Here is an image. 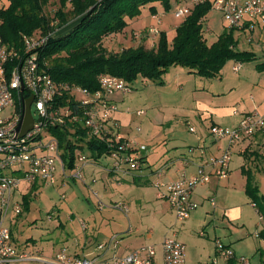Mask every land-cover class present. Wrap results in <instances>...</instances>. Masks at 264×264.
Here are the masks:
<instances>
[{
  "label": "rangeland",
  "instance_id": "obj_1",
  "mask_svg": "<svg viewBox=\"0 0 264 264\" xmlns=\"http://www.w3.org/2000/svg\"><path fill=\"white\" fill-rule=\"evenodd\" d=\"M8 2L0 0V8L6 7ZM178 6L175 0L169 12L159 6L157 17L151 14L150 6L144 7L142 15L129 22L126 32L105 38L103 45L110 53H121L131 47H143L151 51L159 39V34H152V29L158 33L166 32L171 41L177 27L184 21V18L175 15ZM59 8L60 0H52L43 9V15L54 29L50 35L56 37L68 32L70 24L78 18L69 4L65 20L70 26L61 30L62 22L55 17ZM204 29L207 42L213 43L227 29V23L220 12L211 10L204 20ZM253 35L241 34L238 49L263 57L264 42H259L258 36ZM248 37L253 38V42ZM261 59L244 63L238 73L234 71V66L238 64L228 61L220 76L214 79L199 77L181 67L165 74L161 85L139 78L134 82L131 92L123 96L122 124L129 123L130 131L135 134L138 128L141 129L137 135L138 140L148 146V154L153 153L150 161L159 164L156 167L161 166L163 160H168V153L178 150L175 146L186 149L184 146L192 145L188 150L191 153L195 151L194 156L198 157L202 152L198 138L207 128H233V111L250 108L252 94L255 96V106L264 103V68L256 69ZM32 110L35 112L34 107ZM139 111L143 114L138 115ZM213 120L217 125L213 124ZM191 128L196 132H192ZM227 144V140L219 143L224 151ZM238 149V144L232 148L235 154L230 165V179L223 180L217 192L215 183L221 179L216 176L211 177L208 186L197 187L198 195L205 199L195 201L198 207L186 222L176 219L169 211V205L157 199L156 191L151 186L138 187L114 181L110 185L113 194L107 196L101 173L98 170L94 173L92 166L83 172L84 181L72 177L63 178L58 172L55 186L34 188L38 195L32 193L23 196L25 187L22 186L14 197L15 201L23 202L22 213L11 211L8 218L14 243L35 255L52 259L60 249L73 251L75 247L88 244L90 238L98 242L115 233L121 234L122 249L129 245L135 247L146 244L150 231L155 239H160L167 227L173 225L178 239L186 244L187 264H214L215 260L217 264H234L219 256L217 242L227 247L230 245L229 248L234 250L237 257H245L250 264H264V240L258 235L264 229V222L260 220V215L244 190L241 168L245 162L236 153ZM83 152L93 159L88 149ZM222 154L213 155L205 162ZM257 155L255 163L249 164V170L264 178V162ZM101 161L103 165L110 164L108 158ZM263 178H258L260 194H264ZM94 179L98 180L96 185L92 184ZM209 186L211 189H208ZM94 190L99 192L98 196L93 194ZM211 191L215 192L213 197L216 207L208 199ZM118 205L126 206L128 214L121 211ZM82 225H85V229Z\"/></svg>",
  "mask_w": 264,
  "mask_h": 264
},
{
  "label": "built area",
  "instance_id": "obj_2",
  "mask_svg": "<svg viewBox=\"0 0 264 264\" xmlns=\"http://www.w3.org/2000/svg\"><path fill=\"white\" fill-rule=\"evenodd\" d=\"M204 4H210L212 10L223 15L228 30L250 36L257 29H264V0H188L178 6L175 15L185 19L195 7ZM151 32L158 34L154 29ZM47 40V37L41 36L25 37L24 48L18 52L11 49L0 37V264H187L186 245L176 236H168L161 243V259L158 257L156 245H143L126 255H119L118 249L122 240L117 234L98 245L99 254L77 256L64 249L52 259L35 255L14 243L8 218L11 211L22 213L23 202L14 200L22 186L25 187L23 196L32 193L38 195L37 191H33L34 187L55 186L58 172L63 178L72 177L84 181V168L103 158L110 159L105 170L118 181L149 168L147 145L126 136L115 118L120 108L113 97L117 94L127 95L133 89V84L103 74L99 78L100 90L96 92L79 86L57 85L39 63L37 49L45 46ZM248 40L251 41L252 38L248 37ZM240 69L241 65L234 68L235 72ZM65 93L74 97L77 103L75 108L55 105V100L62 98ZM32 96L35 124L32 130L21 137L25 101ZM142 114L143 112H138V115ZM69 123L85 130L84 145L93 141L105 148L99 160L91 159L82 150H77L75 167L70 174L63 159L64 149L52 132L53 128L64 129ZM140 131L138 128L137 132ZM191 131L194 132V129ZM71 132L75 135V140L81 139L77 135V129H72ZM210 132L217 141L227 140L228 149L222 156L209 159L195 173L184 172L179 179L172 182L163 180L169 169L167 165L154 172L157 179L154 186L158 198L169 204L180 222L190 219L198 207L193 199L197 187L207 185L212 176L219 179L229 177L231 147L260 139L261 142H257L258 147L264 154V114L257 110L244 114L236 127L213 126ZM97 183L96 179L92 181L94 185ZM93 194L99 195L95 190ZM211 202L214 205V199ZM253 206L256 208L255 204ZM118 208L128 214L126 206L118 205ZM82 226L85 229V225ZM216 249L225 261L235 259L239 264H250L248 259L237 257L233 249L221 242H217ZM108 252L112 253L109 257L106 256ZM217 263L215 260L214 264Z\"/></svg>",
  "mask_w": 264,
  "mask_h": 264
},
{
  "label": "trees",
  "instance_id": "obj_3",
  "mask_svg": "<svg viewBox=\"0 0 264 264\" xmlns=\"http://www.w3.org/2000/svg\"><path fill=\"white\" fill-rule=\"evenodd\" d=\"M51 1L9 0L6 7L0 8V37L18 52L24 48L25 37H47V44L37 49L39 63L57 85L79 86L96 92L100 90L99 78L103 74L121 78L129 84L142 78L161 85L164 83L163 76L173 67L214 79L220 76L228 61L244 64L255 60L254 53L238 49L239 40L235 31L226 29L215 42H207L204 20L212 10L210 4L195 7L177 27L171 41L166 32L158 33V43L151 51L131 47L121 53H110L103 45L105 38L124 33L129 22L140 17L146 6H150L153 16L158 15L159 6L165 12L171 11L173 0H60L55 17L62 22L61 30L71 27L59 37L50 35L54 29L43 15L44 7ZM175 1L180 5L188 0ZM69 4L78 17L70 25L65 20ZM62 53L65 55L62 56ZM55 105L75 108L77 103L70 93H65L55 100ZM72 129H77L80 140L73 138ZM52 132L64 149L63 159L70 170L75 167L77 150L84 151L87 147L95 160H99L105 152V148L96 142L84 145L86 132L78 125L69 123L64 129L53 128ZM243 174L247 179L245 192L264 222V194H260L251 171L244 170ZM259 237L264 240V229Z\"/></svg>",
  "mask_w": 264,
  "mask_h": 264
},
{
  "label": "crops",
  "instance_id": "obj_4",
  "mask_svg": "<svg viewBox=\"0 0 264 264\" xmlns=\"http://www.w3.org/2000/svg\"><path fill=\"white\" fill-rule=\"evenodd\" d=\"M157 17V16H155ZM126 32V31H125ZM257 31H255V35L258 36L257 40L259 42H264V29H259L258 30V33H256ZM241 34L243 33H235V36L238 38V40H240V37H241ZM254 36V35H253ZM252 40H254L252 38ZM251 40V41H252ZM256 41V40H255ZM253 42V41H252ZM254 53V52H252ZM255 54V60L258 59V58H262V62L257 64L256 66V69L258 70H261L264 68V55L263 57L262 56H258L256 53ZM237 63V62H236ZM238 65H241V69H242V66L244 64H240V63H237ZM237 66V65H236ZM234 66V68L236 67ZM176 68H179V67H173L171 69H176ZM170 69V70H171ZM241 69L238 71L240 72ZM177 70V69H176ZM235 71V70H234ZM170 72V71H169ZM236 72V73H238ZM167 75V74H166ZM113 99L117 102V104L119 105V108H120V111L115 115V118L116 120L119 122V124L121 125V129L123 131V133L128 136V137H132V138H136L137 140L139 139L138 138V134L140 132H137L136 134L133 132V131H130V128L128 127V124H122L124 123V119L121 118V116L124 114V111H122V105L124 103V99H123V95H120V94H117L113 97ZM250 99H251V106L250 108H244L243 110H239V109H235L233 111V116L235 118V122L232 124L233 127H236L239 122L241 121L242 117L244 114L246 113H249V112H252L254 110H257L259 111L260 113L264 114V103H258L256 106H255V96L252 94L250 96ZM241 109V108H240ZM127 123V122H126ZM213 124L214 125H217L216 122L213 120ZM212 127L210 128H207L206 129V132L198 138V141H199V144L201 143L202 145L199 146V147H202V152H201V155L200 156H194V153H191L190 150H188V148H191L192 145H189V146H184L186 149H182L180 148L179 146H175L176 149H178L176 152H171V153H168V160H163L161 166L159 167H156L157 163L155 164H152V162L150 161V156L153 154V153H149L148 154V158H147V162H148V165H149V168L141 173H135L132 177H125L123 180L120 181V184L122 183H129V184H133L135 186H138V187H142V186H151L152 188L155 189L156 191V197L158 200H161V201H164L166 202L165 200H162V199H159L158 198V192H157V189L155 188L154 184L156 182V177L154 176V172L158 169H160L161 167L167 165L168 166V171L165 173L164 175V181L165 182H172V181H175L177 179H179L182 174L185 172L187 174H191V173H195L198 169V167L205 162L206 159L210 158L211 156H215V155H219L221 153H224L227 149H228V144H227V148L226 150L224 151L222 146L219 145V143H221L222 141H217L215 140L212 135H211V130ZM191 129H194V128H191ZM195 129H194V133H195ZM210 139L212 141H210ZM139 141V140H138ZM140 142V141H139ZM257 142H261V140L259 139V141ZM255 141H246V142H242L240 144H238V150H237V154L239 156H242L244 158V162L245 164L242 166L241 168V172H242V175H243V182H244V190H246V183H247V179H246V176L243 174V171L244 170H249V164H253L255 163V156L258 157L257 154L260 155V159L262 160V162H264V159L262 158V156H264V154H262V151L260 150V148L258 147V144ZM144 144V143H143ZM204 144V145H203ZM148 147V146H147ZM234 147V146H233ZM231 147V150L232 148ZM180 149V150H179ZM234 151H232V161H233V156H234ZM165 156L167 157V155L165 154ZM217 157V156H216ZM162 160V158H161ZM232 161H231V164H232ZM248 163V165H247ZM156 165V166H155ZM88 166H92L94 169V173L98 170L99 173H101V181L104 183V192L107 196H112V191L110 190V185L112 184V182H118V180L114 177V176H111L110 174H108L105 170V168L107 167V165H103L102 161L99 160V161H93L91 163H89L83 170V172H86V169L88 168ZM74 169V168H73ZM68 169L69 170V174L71 171H73ZM230 169H231V166H230ZM250 171V170H249ZM231 170H230V175L229 177L227 178L230 179V176H231ZM252 172V171H251ZM253 175H254V178H255V182L256 184L258 185L259 184V181H258V178H263L261 177L260 175H256V173L252 172ZM264 179V178H263ZM223 180H226V179H221V180H218L219 182L215 183L217 189H216V192L218 190V188H220L222 186V181ZM264 181V180H263ZM119 183V182H118ZM208 186V184L206 185ZM259 187V185H258ZM208 189H211V186L208 187ZM98 192V191H97ZM211 195L208 197V199H210V201L212 199H214V205L212 204L211 202V205L213 207H216V200L215 198L213 197V195H215V192L213 193V191H211ZM99 194V192H98ZM202 198L205 199V197L201 196L200 194L198 195V191L197 189L195 190L194 192V195H193V199L194 201H202ZM167 203V202H166ZM168 204V203H167ZM169 205V204H168ZM170 207V206H169ZM255 208V207H254ZM169 209V208H168ZM256 209V208H255ZM170 212H172L174 214V212L171 210V208L169 209ZM257 211V209H256ZM258 212V211H257ZM259 214V213H258ZM175 215V214H174ZM260 215V214H259ZM165 216V215H164ZM176 217V216H175ZM177 219V218H176ZM190 220V219H188ZM260 220L263 221V219L261 218V215H260ZM180 222V221H179ZM186 222V221H184ZM172 233V234H170ZM115 234H118V233H115ZM113 234V235H115ZM260 234V233H259ZM258 234V235H259ZM111 235V236H113ZM121 235V234H119ZM110 236V237H111ZM168 236H176V238L178 239L177 237V231L173 229V225H170L167 227V230H166V233L164 234V236L160 239H155L154 236H153V232H149L147 237H146V241L145 242L146 244H149V245H156L158 246V257L159 259L162 258V251H161V248H160V245L161 243L164 241V239ZM109 237V238H110ZM108 238V239H109ZM106 238V240H103V241H98V242H95L93 241L92 238H90L89 240V243L86 244L84 247H75V249L73 251L71 250H67L66 248H63V249H60L58 252H60L61 250H66L69 254H72V255H77V256H85V255H93V254H96V253H100V251L97 249L98 245L103 243V242H106L108 240ZM179 240V239H178ZM181 241V240H179ZM182 243H184L183 241H181ZM122 243V242H121ZM146 244H140V245H137L135 247L133 246H125L123 249L120 248L119 246V249H118V254L119 255H126L128 254L129 252L135 250V249H138L139 247L143 246V245H146ZM185 244V243H184ZM186 245V244H185ZM230 247V245H228ZM121 251V252H120ZM57 252V253H58ZM112 253L111 252H108L106 254L107 257L111 256ZM46 258V257H45ZM230 262H233L234 264L238 263L237 260H231ZM239 264V263H238Z\"/></svg>",
  "mask_w": 264,
  "mask_h": 264
},
{
  "label": "water",
  "instance_id": "obj_5",
  "mask_svg": "<svg viewBox=\"0 0 264 264\" xmlns=\"http://www.w3.org/2000/svg\"><path fill=\"white\" fill-rule=\"evenodd\" d=\"M23 88L21 89V92H23ZM34 97H30L25 101L24 106V119L20 130V136H25L30 130L33 129L35 120L32 114V103H33Z\"/></svg>",
  "mask_w": 264,
  "mask_h": 264
}]
</instances>
